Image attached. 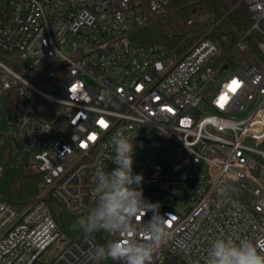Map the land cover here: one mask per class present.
<instances>
[{
    "label": "built area",
    "instance_id": "built-area-1",
    "mask_svg": "<svg viewBox=\"0 0 264 264\" xmlns=\"http://www.w3.org/2000/svg\"><path fill=\"white\" fill-rule=\"evenodd\" d=\"M175 1L0 0V154L10 139L48 187L22 214L0 194V264H38L58 241L64 246L49 264L97 259L91 237H63L48 198L77 216L80 227L98 166L115 167L110 142L118 130L135 138L133 171L143 174L145 199L160 205L169 225L151 264L166 255L205 264L217 238L264 247V0H245L252 15L247 36L256 37L259 58L241 65L209 38L180 59L161 46L136 45L133 34ZM215 84L211 96L206 91ZM172 165L203 174L204 187L182 208L170 190L178 182H166ZM4 173L0 161V181Z\"/></svg>",
    "mask_w": 264,
    "mask_h": 264
},
{
    "label": "trees",
    "instance_id": "trees-1",
    "mask_svg": "<svg viewBox=\"0 0 264 264\" xmlns=\"http://www.w3.org/2000/svg\"><path fill=\"white\" fill-rule=\"evenodd\" d=\"M251 26L252 15L245 0H177L168 7L166 14L152 17L148 26L136 31L132 40L144 48L164 47L171 56L180 59L201 39L209 38L220 45L224 58L235 62L241 56L238 52L240 42L247 46L246 53L256 52V37L247 36ZM5 116L3 111L1 125L5 123ZM0 161L5 167L0 181L2 199L22 214L42 196L45 188L43 175L34 169L30 156L15 148L10 139L1 151ZM48 202L65 239L89 236L98 248L112 241L103 231L85 233L81 226L74 225L77 216L69 214L52 196ZM96 260L98 264H118L110 259ZM158 264L184 263L166 255Z\"/></svg>",
    "mask_w": 264,
    "mask_h": 264
},
{
    "label": "clouds",
    "instance_id": "clouds-1",
    "mask_svg": "<svg viewBox=\"0 0 264 264\" xmlns=\"http://www.w3.org/2000/svg\"><path fill=\"white\" fill-rule=\"evenodd\" d=\"M112 171L98 166L95 176L92 206L81 220L87 234L106 232L117 239L96 250L100 260L110 259L119 264H151L155 249L169 233L168 221L160 214L158 203L146 200L143 194L144 176L135 173V138L118 130L111 138ZM152 213L149 220L138 223V218ZM138 231L142 240L135 239ZM205 264H264V247L247 238L215 239L207 252Z\"/></svg>",
    "mask_w": 264,
    "mask_h": 264
},
{
    "label": "rangeland",
    "instance_id": "rangeland-1",
    "mask_svg": "<svg viewBox=\"0 0 264 264\" xmlns=\"http://www.w3.org/2000/svg\"><path fill=\"white\" fill-rule=\"evenodd\" d=\"M254 36V35H253ZM247 50L244 52L238 51L241 56H238L236 60L238 61L239 65L244 64L247 60L251 58L258 59L259 56L255 52L254 54H248L246 53ZM244 53V54H243ZM233 71V68L223 71V73L219 74L217 76V80L221 81L223 80L229 73ZM219 85L215 84L212 85L211 89H208L206 92L210 93L211 96L215 95V93L218 91ZM4 106H7V103H5ZM175 148H178V146L174 145ZM34 164V169L38 171L39 167L37 164ZM200 175L202 174V171L199 169H195L193 171V167H189V170L183 171V169L179 168L176 165L167 166L166 168V182L168 183H174L178 182L177 185H171L170 190L174 191L177 195V200L181 199L182 201L179 204V207H185V202L191 197V193L196 190L197 186L204 187V185H200ZM186 176L187 178H184ZM176 178V179H175ZM48 187L44 188V191H47ZM171 195L165 194V199H169ZM188 209H186V212ZM64 244L61 241H58L55 243L52 247H50L40 258L38 264H49L51 263L58 255L59 251L63 248ZM92 264H98V261L95 260Z\"/></svg>",
    "mask_w": 264,
    "mask_h": 264
},
{
    "label": "snow or ice",
    "instance_id": "snow-or-ice-1",
    "mask_svg": "<svg viewBox=\"0 0 264 264\" xmlns=\"http://www.w3.org/2000/svg\"><path fill=\"white\" fill-rule=\"evenodd\" d=\"M233 83H236L235 81Z\"/></svg>",
    "mask_w": 264,
    "mask_h": 264
}]
</instances>
